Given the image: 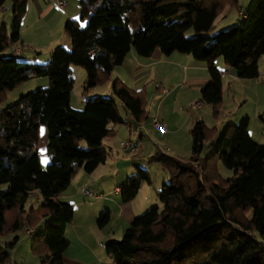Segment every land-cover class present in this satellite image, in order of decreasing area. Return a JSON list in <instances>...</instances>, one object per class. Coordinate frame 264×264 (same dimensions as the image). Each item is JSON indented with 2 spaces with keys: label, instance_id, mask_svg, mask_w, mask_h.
I'll list each match as a JSON object with an SVG mask.
<instances>
[{
  "label": "trees",
  "instance_id": "obj_1",
  "mask_svg": "<svg viewBox=\"0 0 264 264\" xmlns=\"http://www.w3.org/2000/svg\"><path fill=\"white\" fill-rule=\"evenodd\" d=\"M10 1V30L0 24V236L37 228L45 218L31 248L39 264H64V230L73 207L59 195L79 168L91 173L105 162L102 143L115 135L114 126L126 124L131 130L149 118L146 90H134L118 78L111 90L124 113L114 98L103 95L86 97L81 109L72 108L70 66L84 68L87 89L111 78L131 49L143 57L155 49L164 55L190 54L207 65L209 80L200 90V101L210 105L217 119L222 74L215 59L221 56L240 78L261 75L264 0H254L240 22L212 34L218 13L238 0H80V19L86 18V24L67 19L70 48L55 46L43 64L22 61L11 51L20 38L27 0ZM188 29L195 35L186 37ZM9 47L13 56L4 54ZM34 77H46L48 85L1 105L7 92ZM247 120L218 131L197 119L189 130L188 158L159 147L148 157L147 162L159 163L168 173L159 193L163 206L134 217L120 239L105 243L109 264H264V144L251 138ZM40 125L46 128L50 153L45 168L36 152ZM218 162L232 175L222 178ZM135 171L122 186V201L134 198L143 182L151 183L145 169L136 165ZM34 191L40 197L36 208L25 204ZM108 221L109 210H100L97 226ZM16 241L17 236L0 241V264L9 259Z\"/></svg>",
  "mask_w": 264,
  "mask_h": 264
},
{
  "label": "crops",
  "instance_id": "obj_2",
  "mask_svg": "<svg viewBox=\"0 0 264 264\" xmlns=\"http://www.w3.org/2000/svg\"><path fill=\"white\" fill-rule=\"evenodd\" d=\"M56 1L57 0H27L26 8L27 11L32 9L35 10L34 7L35 5L39 13L38 14L39 16H47L53 10L56 12L55 8H58L64 10L61 13L62 16L63 15L67 16L68 19L74 17L66 11V8L69 7L67 1L63 0L66 3L63 8L57 6ZM251 6L252 4L244 12L240 10H238V12L240 13V15H242L243 13L248 12ZM63 12L65 13L63 14ZM227 14H228V10L224 14V17H226ZM24 20L25 17H23L22 22ZM55 39L56 41H59L58 36ZM19 40L21 41L20 44H22V42L24 41V37L20 35ZM21 47H23V45H21ZM20 54H22V51ZM27 57H28L27 59L24 58L23 60H25L28 63H36L34 61H30L31 56H27ZM218 58L219 57L215 59L214 64L216 63L215 64L216 67L221 71L222 74L221 76L222 104H221V115L216 119V125L214 126H216L218 131H220L226 124H236L237 122H239L241 118L245 117L244 116L245 113L242 112L241 106L243 103L247 102L251 98L256 99V101L258 102L257 104L258 108L255 110L256 115L258 114L257 115L258 117L264 116V108H263L264 57L262 56L259 58L258 67L259 70L262 71L263 73L257 78L238 77L233 69L227 68L224 62L223 64L225 65H222L221 59L219 60ZM47 59L49 60V57ZM217 59L218 61H216ZM119 68H122L125 73L127 72L129 74L133 84V86H129V87L134 90H138L139 89L138 85H140L143 81H148L153 79H158L160 83L166 82L170 86L174 87L175 90L177 91L181 86L184 87V90L181 91L182 93L181 95L185 93L190 94L189 98L191 100L190 102L187 103V105L193 106L191 110H195L196 113H198L192 116L189 115L188 122H190L191 126L195 122V120L200 119L198 115H200V111L203 109V107L205 109L210 108L209 104L200 101V90L209 80L207 65L204 61L193 59L190 54L172 52L169 55H164L159 49H155L150 56L143 57V56H138L134 52V50L131 49L128 55L125 57L122 64H120ZM41 83H44V81H41ZM145 90H147V88ZM90 93L86 92L85 98L89 96L101 94V93L96 94L98 92H96L95 94H93V92ZM110 97L112 96L110 95ZM174 97H175V93H174ZM174 97L173 100L175 101ZM85 98L82 99L80 103L82 107L84 105ZM165 101H168V99H165ZM1 105L4 106L3 104ZM162 109H164L163 104H158L156 107L152 108L150 103H148L147 110L149 113V118L146 121L139 123V125L137 126L138 130L136 131L138 132V135H140L143 138L144 141L146 137L149 138V136H151L150 140L153 144L152 145L153 147L151 148L148 147V145L145 144V142L143 141V147L141 149L142 152L147 149L149 154L144 155L142 152L141 153L139 152V154H137L139 158L142 155V159H144V157L146 156L145 157L146 161L148 160V157L154 153L156 147L157 148L160 147L162 149L161 145H158V141L167 143L169 145L168 147H173V144L180 141L182 137V133L178 132L177 126L174 127L169 125L168 128L165 127V129H163L162 131H159L153 127L151 123L152 118H159L163 120L162 122L164 124L168 122V120H166V118L167 119L169 118L168 116L166 118L164 117V119L160 117L161 115L160 112ZM187 112H190L189 109L187 110ZM246 118L248 119V117ZM261 121L262 122L259 123L260 124L259 129H256L254 125H251V119H248L247 130L253 140H255L258 143L264 144V118H261ZM121 125H125V129L127 130V136L126 137L122 136V139L124 137L127 138L129 135L135 132V128L130 127L131 128L130 130L128 125L126 124H121ZM114 129L116 132L115 135L107 136L103 139L102 146L107 151V157L105 162L99 164L91 173H86L83 171V169L79 168L77 172L74 174V176L71 178L68 186L59 195L60 200L69 202L70 204L73 205L72 206L74 208L73 217L69 225L71 224L70 230H72V232H75L76 235L74 238L67 240L68 246L65 249L62 256V261L64 264H109L111 260L108 259V255L105 253V243L108 240L113 239L116 231H118L117 232L118 236L120 234L122 235L124 229L128 226V224H130V222L134 219V217L142 213L139 211L140 210L143 211L142 210L143 208L146 209L147 206L149 205L148 203H150L147 198H143V199L141 198L140 201H136L139 194H141L140 193L141 190L142 189L148 190L146 186L150 185L147 182H143L139 188V191L137 192L135 197L132 198L131 200L122 201L119 199L118 201H116L115 198L114 208H113L115 211L114 217L112 215V210L108 208L109 221L103 227L100 228L96 224V218L98 216V213L100 210H103L102 205L101 206L94 205L92 207V205L87 203L88 209L90 210V212L93 213V215L91 214V219L87 222H81L75 220V216H76L75 207L81 208L80 205H82L80 199L76 200V197L81 195L82 193L81 187L86 185L89 188L90 185L92 187H95L96 189L107 190L108 188L102 187L103 183H106L107 181L106 178L111 173L115 174V171H118L119 160L116 159L112 167L111 160L108 157V152L112 154L113 152L117 151L116 146H119L120 144L119 141L121 137L119 136V133L121 127L117 125L114 126ZM46 145H47L46 128L44 127V125H40L38 128V142L36 146V152L39 157L41 166L42 164L40 160V155L44 154L46 150ZM46 156L47 159L44 161H46L47 163L50 158V153L49 152L46 153ZM97 171H99V173H96ZM118 186H123V185L119 184ZM116 187L117 185H115L114 188L108 191H113L114 194H121V191H117ZM32 194H34L35 199L37 201V204L35 206L33 205L32 206L36 208L40 202L39 193L37 191H34L32 192ZM25 204L26 206H28L27 203ZM45 220H46L45 218L42 219L35 227L42 229ZM113 221H114V225H111L109 227V225ZM67 225L65 226L64 237H65V233L68 230ZM27 229L29 228H26V232H28ZM71 246H73L72 247L73 249L69 251Z\"/></svg>",
  "mask_w": 264,
  "mask_h": 264
},
{
  "label": "rangeland",
  "instance_id": "obj_3",
  "mask_svg": "<svg viewBox=\"0 0 264 264\" xmlns=\"http://www.w3.org/2000/svg\"><path fill=\"white\" fill-rule=\"evenodd\" d=\"M68 2L69 7L66 8V11L74 16L73 20H79L81 25L86 24V18L80 19V0H65ZM254 2V0H238V5H225V8H223L220 13H218L215 21L213 22V27L210 30V34L215 33L219 30L225 29L230 27L233 24H236L238 20L241 17L238 10L244 12L247 10V8L250 7V5ZM35 10H28L25 9V13L23 14L21 18V28H20V35L24 37V41L21 43L19 40L16 45L22 47V54L20 55H14L16 58L21 59L22 61L24 58H28L27 56H31L30 61H34L38 64H43L47 62V58L49 57L51 51L54 49L55 46H63L66 48H70V39L68 35L66 34L64 30V23L68 19L67 16H62L61 13L64 11L63 9H56V12L53 10L51 13H49L47 16H39L36 6L34 5ZM228 10V14L226 17H224V14ZM65 12H63L64 14ZM23 17H25V20L22 22ZM12 20V14H11V1L5 0L2 5H0V24L4 23L6 30H10V23ZM240 22V20H239ZM195 35L192 29H188L185 32L186 37H191ZM58 36L59 41H56V37ZM62 40V41H61ZM53 48V49H51ZM7 56H13L12 52L10 51V47L4 52ZM33 58V59H32ZM193 58V57H192ZM194 59V58H193ZM219 60L221 59V63L223 64L222 57L219 56ZM218 59L216 61H218ZM196 60V59H195ZM200 61V60H199ZM216 64V63H215ZM120 65L115 66L112 72V77L104 80L103 82L97 84L94 87H89L84 89L85 85V76L86 72L84 68L80 65H71V74L73 76V87L70 92V106L75 109H81L82 105H80L82 99L85 98L86 92H93V94H99L103 96H112V98L115 99L118 108L122 113H124V107L123 104L120 102V100L114 96L111 92V86H112V80L114 78H118L121 80L125 85L133 86L132 79L130 78L129 74L124 72L122 68H119ZM216 66V65H215ZM227 68L232 69L231 67L225 65ZM119 72V73H117ZM208 72V70H207ZM261 74L263 73L260 71ZM41 81H44V83H41ZM44 84V85H42ZM48 85V80L46 77H34L30 78L28 80L23 81L19 86V88L10 90L7 92V98L5 99L4 104H8L10 102H13L16 100L21 94H24L23 92H28L29 90H34L37 87H45ZM138 88H147V104L150 103L151 107L154 108L158 104H163L164 109L160 112V117L164 119L167 116L169 117L168 122H166V128H168L169 125L178 127V132L182 133V137L180 141L173 144V147H168L169 145L167 143L158 141V145H161L162 149H164V152L166 154H169L174 157L178 158H188L191 155V137L189 134L190 130V122H188L189 115L192 116L196 113L195 110H191L193 106L187 105L188 102H190L189 95L190 94H183L181 95V91L184 90V87H180L177 90H175L174 87L170 86L166 82L160 83L158 79L143 81L140 85H138ZM161 89H165V92H161ZM175 93V97H174ZM91 94V93H90ZM173 97L175 98V101L173 100ZM165 99H168V101H165ZM258 102L256 99H249L247 102L242 104V112L245 113V117H248V119H251V125H254L256 129H259L261 118H264V116L258 117L256 115V109L258 108ZM187 105V107H186ZM161 106V105H160ZM147 107V106H146ZM264 108V105H263ZM189 109L190 112H187ZM243 113V114H244ZM221 115V112H220ZM200 119H202L205 124L208 127H213L216 125V118L212 114V109L207 108L200 111V115H198ZM159 119V118H157ZM160 121H163L159 119ZM238 123V122H237ZM236 123V124H237ZM121 127L119 136L121 137L119 141V146H116L117 151L113 152L112 154L108 152V157L111 160V165L113 167L114 161L117 159L119 160L118 164V171H115L114 173H111L106 178V183H103V188L105 189H96L95 187H92L89 185V188L93 190L94 196H89L86 193L82 192L81 195L76 197V200L81 201L80 207H75V220L81 221V222H87L91 219L92 212L88 209L87 203L92 205H102L103 209H111L112 215L114 217V202L115 198L116 201L119 199L121 200V194H114L113 191H108L114 188L115 185H125L127 176L131 173H135V167L134 166H140L143 169H145L150 176L151 183L150 185H147L146 188L148 190H141V194H139L136 201H140L141 198H147L150 203H148L149 207L147 206L146 209H142L143 211H139L144 213L146 210L152 208V207H158L159 209L162 208L163 203L159 199V193H160V187L162 181H167L168 173L166 170H164L159 163L156 162H147L145 157L142 159V155L139 158L138 155H133L130 153H127L122 148V141L126 139L127 136V130L125 129V125H119ZM165 129V128H164ZM155 133V132H154ZM153 133V135H154ZM122 136H125L122 139ZM150 137H146L145 144L148 145V147H153L152 142L150 140ZM166 146L168 149L166 148ZM155 147V146H154ZM160 148V147H159ZM157 149V147H156ZM161 149V150H162ZM140 153L142 151H139ZM46 153H48L47 150H45L44 154L40 155V160L42 164V168H45L46 166V160L47 156ZM144 155H148V150H144L142 152ZM203 153H208V148H205L203 150ZM139 154V153H136ZM217 170L219 175L222 178H227L232 175V170L225 168L220 162L217 163ZM96 173H99L97 171ZM105 182V181H104ZM111 186V187H110ZM110 187V188H109ZM147 191V192H146ZM97 196H96V195ZM152 194V195H151ZM140 198V199H139ZM70 200V199H69ZM28 205L35 206L37 204V201L35 199L34 194H30L28 196V199L26 201ZM145 205V204H144ZM73 206V205H72ZM74 209V208H73ZM108 209V210H109ZM140 213V214H142ZM139 214V215H140ZM90 216V217H89ZM138 216V215H137ZM72 221V220H71ZM69 225V223H68ZM67 225V232L65 233V239L70 240L74 238L75 232H72L70 230V225ZM111 225H114V221L111 222L109 227ZM42 229L40 228H34L30 233L26 232V228L17 229L13 232H7L0 236L1 242H9L12 240L15 236H17V241L12 249H9V259L3 263V264H9V261H13L17 264H39V259L34 250L31 248V241H32V235L33 234H39L41 233ZM118 231H116L114 237L112 240H118L121 238V234L118 236ZM32 234V235H31ZM71 246V251L73 248ZM108 259L111 260V258L108 256Z\"/></svg>",
  "mask_w": 264,
  "mask_h": 264
},
{
  "label": "built area",
  "instance_id": "obj_4",
  "mask_svg": "<svg viewBox=\"0 0 264 264\" xmlns=\"http://www.w3.org/2000/svg\"><path fill=\"white\" fill-rule=\"evenodd\" d=\"M56 4L60 8H63L66 3L63 0H57ZM11 51L15 55H18L21 53L22 47H19L17 45H13L11 47ZM165 91H166L165 89H161V92H165ZM151 123H152L153 127L159 131H162L165 128V124L157 118H152ZM136 130H138V127L135 128V132L133 134L129 135L126 139H124L122 141V148L125 151H127V153H130L133 155L134 154L136 155V153H139V151H141V149L143 147V138L140 135H138V132ZM121 189H122V186L116 187L117 191H121ZM81 191L86 193L89 196H94V192L91 191L86 185L81 187ZM32 230H33L32 228L27 229L28 233H30ZM9 264H17V263H15L13 261H9Z\"/></svg>",
  "mask_w": 264,
  "mask_h": 264
}]
</instances>
